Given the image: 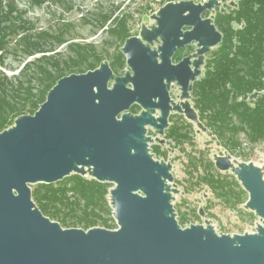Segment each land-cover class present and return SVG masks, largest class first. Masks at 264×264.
I'll use <instances>...</instances> for the list:
<instances>
[{
	"label": "water",
	"instance_id": "1",
	"mask_svg": "<svg viewBox=\"0 0 264 264\" xmlns=\"http://www.w3.org/2000/svg\"><path fill=\"white\" fill-rule=\"evenodd\" d=\"M167 2L157 25L143 28L122 47L131 72L116 75L110 63L61 77L34 114L0 132V264H264V227L257 232L218 234L213 225L182 227L172 200V164L151 153L147 126L160 134L170 111L200 119L189 101L170 104L172 81L191 98L202 73L201 57L223 34L203 13L218 5ZM188 27V29H184ZM192 42L197 52L173 63ZM111 83V84H110ZM142 106L140 114L130 109ZM157 109L161 114L156 117ZM216 167L232 170L249 193L247 207L264 218V178L253 163L235 165L217 155ZM72 173L115 183L111 205L118 228H65L43 214L31 184L56 183Z\"/></svg>",
	"mask_w": 264,
	"mask_h": 264
},
{
	"label": "trees",
	"instance_id": "2",
	"mask_svg": "<svg viewBox=\"0 0 264 264\" xmlns=\"http://www.w3.org/2000/svg\"><path fill=\"white\" fill-rule=\"evenodd\" d=\"M24 12L13 0H0L1 67L8 52H19L24 59L33 57L16 74L9 75L0 68V132L12 126L17 117L34 114L61 77L95 69L104 61L95 45L81 42H71L67 56L48 55L56 44L65 42L63 35L37 31ZM234 22L241 26L235 27ZM215 24L223 38L212 50L203 77L193 82L192 97L200 118L224 146L233 150L240 144L241 132L251 142L264 141V0H238L237 8L217 14ZM110 31L117 41L125 43L131 36L127 17H118ZM38 53L42 55L34 57ZM110 66L115 74L127 66L121 48ZM254 92L257 95L248 100ZM169 136L178 140L188 138L179 129L171 130ZM207 166L210 171L214 163ZM201 179L221 191L219 194L228 202L234 198L233 204L243 192L247 193L235 178L227 184L220 175L209 172ZM112 185L72 173L56 183H36L32 186V197L44 215L65 228L116 229L118 224L110 199ZM234 186H240L243 191H234ZM187 220L183 213L178 221L182 225Z\"/></svg>",
	"mask_w": 264,
	"mask_h": 264
},
{
	"label": "rangeland",
	"instance_id": "3",
	"mask_svg": "<svg viewBox=\"0 0 264 264\" xmlns=\"http://www.w3.org/2000/svg\"><path fill=\"white\" fill-rule=\"evenodd\" d=\"M12 0H5V2ZM17 8L24 12V17L28 19L37 31L46 30L51 33H60L65 42L55 45L54 51L47 52L52 56L61 53L63 56L70 54L68 45L71 42L90 43L96 46L97 51L102 54L104 61L110 63L119 48L123 44L116 40L110 31L115 26V20L124 15L127 17L131 36L141 37L152 49H158L162 43L161 37L148 42L141 35L143 28L157 25L156 15L159 9L167 2H178L182 0H13ZM197 3L209 0H193ZM219 4L203 13V17L215 18L219 13H228L237 8L238 0H218ZM217 26V25H216ZM235 27L241 25L234 22ZM219 29V27L217 26ZM220 30V29H219ZM218 45L211 47L210 51L202 55L204 62L201 65L202 73L198 78L203 77L206 71V63L211 57L212 50ZM197 52V43L189 44L173 57L176 62L189 53ZM41 53L34 57L41 56ZM33 57L23 58L21 53L8 52L5 56L4 69L9 75L20 71L26 61ZM131 72V68L124 67L116 72L117 75H125ZM111 84V83H110ZM181 89L177 84L173 85V98L179 102L181 99L189 101L192 106L193 97L182 98ZM257 92L251 94L247 99L252 100ZM197 113L198 109L195 108ZM131 110V113L137 112ZM199 114V113H198ZM173 116V117H172ZM170 124L184 123V128L179 130L180 134H187L188 138L177 139L165 134H158L151 126H147V134L153 139L149 142V147L160 146L161 154L155 153L158 160H163L172 164L171 173L173 181H169L172 194V204L175 209L177 219L184 213L188 218L182 227H187L192 223L213 225L218 234H243L257 232L259 225L264 227V218L256 215L255 211L247 207L249 193L243 192L240 199L233 204L226 200L201 177L209 172L220 175V178L231 184L234 178L240 181L232 170L221 171L215 164L208 169L209 163H215L217 155L230 154L231 159L238 165L239 163H253L262 169L264 178V141L251 142L244 132L238 136L240 144L235 149H230L222 144L212 128L206 125L205 120L200 118L199 123H194L185 116L172 114ZM179 116V117H176ZM199 116V115H198ZM188 124H185V123ZM185 126H187L185 128ZM160 141L162 144H160ZM165 152V153H162ZM209 171V172H208ZM87 177H91L89 174ZM113 188L115 183H112ZM241 184V183H240ZM36 184H31V187ZM242 186V185H241ZM234 191L242 192V188L234 186ZM227 191L226 189L224 190ZM181 224V223H180Z\"/></svg>",
	"mask_w": 264,
	"mask_h": 264
},
{
	"label": "flooded vegetation",
	"instance_id": "4",
	"mask_svg": "<svg viewBox=\"0 0 264 264\" xmlns=\"http://www.w3.org/2000/svg\"><path fill=\"white\" fill-rule=\"evenodd\" d=\"M185 30L186 29H188V27H185L184 28ZM192 43H196V42H192ZM191 43V44H192ZM189 45V44H188ZM188 45H186V46H188ZM182 49H184V47L183 48H180V49H178L176 52H175V55L174 56H176L177 55V53L179 52V51H181ZM189 54H192V53H189ZM188 54V55H189ZM187 56V55H186ZM183 57H185V56H183ZM182 57V58H183ZM181 58V59H182ZM181 59H179V60H177L176 62H173V63H177V62H179ZM175 84H177L178 85V87H180V89H181V91H182V93H181V96H182V94H183V90H182V88H181V85H179L178 83H177V81H172L171 83H170V85H169V88H168V92H169V96H170V99H171V101H170V104H171V106L173 107L174 106V103H176V104H180L181 106H182V104H183V102H184V100L183 99H181L179 102H177L174 98H173V94H172V90H173V85H175ZM190 94H191V97H192V90L190 91ZM193 103H194V101H193ZM194 108H196L195 106H193ZM138 109V111L137 112H135V113H133V114H140L141 112H142V110H143V108H142V106L141 105H139V104H134L133 105V111L134 110H137ZM199 113V112H198ZM161 114V110L160 109H157V111L155 112V116L156 117H158L159 115ZM172 114H180V115H182V116H185L186 118H188L187 117V115H186V113H184V112H182V111H179V110H177V109H173L172 108V110L170 111V114H169V116H168V126L164 129V133L163 134H165V130L167 129L168 131H167V133H166V135H168L169 136V133H170V131L171 130H173V129H179V130H182L183 128H184V123H180V122H177V123H172V124H170L171 122H170V118H171V116H172ZM199 115V119H200V114H198ZM173 117V116H172ZM176 117H179V116H176ZM189 120H191L190 118H188ZM192 121V120H191ZM185 124H188L187 122L185 123ZM149 126H151V127H153L152 125H149ZM187 126H185V128H186ZM154 128V127H153ZM155 129V128H154ZM155 131H156V129H155ZM148 132V131H147ZM158 134H160V133H158ZM163 134H161V135H163ZM148 135V134H147ZM150 136V135H149ZM171 137V136H170ZM153 141V140H152ZM152 141H150V142H152ZM160 144H162V142L160 141ZM150 149H151V153H153V154H155V153H159V154H161V151H159V149H160V146L159 145H155V146H153V147H150ZM162 153H165V152H163L162 151ZM155 157V156H154ZM155 159H157V158H155ZM215 164V163H214ZM215 166H216V164H215Z\"/></svg>",
	"mask_w": 264,
	"mask_h": 264
}]
</instances>
